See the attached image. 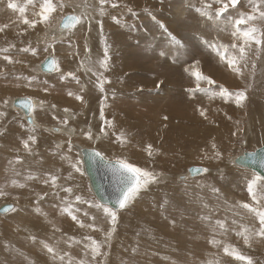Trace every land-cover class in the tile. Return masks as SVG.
I'll list each match as a JSON object with an SVG mask.
<instances>
[{"label":"rangeland","instance_id":"374dc122","mask_svg":"<svg viewBox=\"0 0 264 264\" xmlns=\"http://www.w3.org/2000/svg\"><path fill=\"white\" fill-rule=\"evenodd\" d=\"M9 2L0 0V27L4 28L0 32V112L4 113L0 115V191L5 193L0 196V204L8 202L16 208L0 213V264H69V260L78 264L79 251L74 255L78 243L77 250L83 246L81 264H246L226 255L225 246L235 247L241 255L250 257L252 264H264V246L251 244V234L260 228L252 220L255 218V225L259 224L258 217L242 207L247 203L264 210V179L254 185L257 203L249 195L248 183L259 174L242 166H226L237 154L264 144V43L259 48L254 42L245 46L243 59H236L239 72L230 69L214 47L228 46L229 58L240 55L243 37L231 35L232 22L240 14L253 13L258 0H240L224 18L213 20L197 11L211 3L212 8L206 10L214 13L222 5L213 0H106L103 6L100 0H53L64 7H57L48 23H37L35 28L23 24L21 14L7 8ZM11 2L25 7L24 15L29 20H39L42 0H33L32 4L26 0ZM260 10L264 11V4ZM77 11L79 24L70 28L75 30H62L67 34L56 38L57 22ZM251 26L264 33V19L257 18L241 28ZM233 43L236 49H232ZM105 47L106 69L100 65ZM25 48H36L37 55L23 51ZM48 55L56 56L59 71L44 75L37 66ZM4 56L11 57L12 63ZM193 72L211 78L215 84L203 79L198 82ZM62 74L67 79L60 78ZM31 77L35 79L29 85ZM98 77L110 81L104 84L103 92L97 87ZM197 84L201 91H192ZM221 87L230 93L244 92L246 99L237 105L234 96L220 94ZM21 94L39 102L32 109L34 124L25 120L20 109L9 107L11 98ZM77 96L82 99L77 100ZM102 106L104 118L113 121L114 128L101 119ZM201 110L204 116L199 115ZM233 120V124L228 123ZM49 125L65 131L49 130ZM102 126L107 135L100 131ZM214 127L221 130L220 135L233 134L221 138L215 147H206L214 157L208 155L204 162L195 161L187 141L189 131L206 132V141L209 129ZM88 131L92 133L91 140L83 134ZM159 131L167 132L173 140L162 139L157 144L154 138L155 142L147 141L145 146L141 143L142 134ZM30 136L35 137L34 143ZM118 136L124 137L129 148L117 140ZM26 140L30 150L24 148ZM77 143L97 148L108 159L141 166L155 176V181L142 187L125 208L115 210L114 225L107 216L98 217V213L105 215L102 209L90 207L94 219H89V225L94 227H84V232L67 213L53 208L43 210L38 204L35 194L56 172V186L68 188L70 164L79 160L84 200L89 197L109 207L91 191ZM148 145L152 146L151 155ZM47 152L62 154L64 160L57 165L41 163ZM35 164L38 170H32ZM191 165L202 166L207 172L178 179ZM248 172L255 177L245 176ZM53 188L51 182L44 186L47 191ZM76 192L80 190L71 193ZM66 203L65 208L71 204L74 214L82 217V211L75 212L82 203L71 197ZM12 214L28 220L21 225L11 223ZM218 222H223L224 227ZM89 240L100 245V254L95 258L91 242L87 246ZM29 241L30 249L22 254L18 242L24 247L23 243ZM83 243H88L87 247ZM45 244L55 250V257ZM6 246L7 251H2ZM60 256H64L63 261Z\"/></svg>","mask_w":264,"mask_h":264},{"label":"snow or ice","instance_id":"6c2138e0","mask_svg":"<svg viewBox=\"0 0 264 264\" xmlns=\"http://www.w3.org/2000/svg\"><path fill=\"white\" fill-rule=\"evenodd\" d=\"M213 2L218 3L222 6L219 8H216L214 10V13H213V12H209L206 10V9H211L212 4L206 3L204 5V9H197V11L200 12L201 16H205L209 20L224 18L225 13L228 12L229 8H233V9L237 8L238 4L240 3V0H213ZM250 2H251V0H250ZM26 3L32 4L33 0H26ZM105 3H106V0H100L101 6H103ZM261 4H264V0H258V2L253 5V13L247 14V15L240 14L239 17L235 18L234 21L232 22L233 31H232L231 35L233 37H238V36L243 37V43L239 46V49H238L241 59H243V57L245 56V46H250L251 43L254 42L255 45L259 48V46L262 43H264V33H259L258 29L256 27L251 26L248 28H241V25H247L250 21H254L257 18L264 19V11L260 10ZM111 6L117 7L118 5L112 4ZM57 7L63 8L64 5L62 3H60L59 5L54 4L53 0H42V2L40 3V12L37 13V15L39 16V20H36V19L29 20L24 15V13L26 11L25 7H18V5L16 3L11 2V0L7 4V8L12 9V10H17L21 14V17H23L22 23L28 25L30 28H35L37 23H48L50 21L51 14L57 11ZM101 15H103V7H101ZM113 19L115 20L116 18L114 17ZM78 22H79V17L69 16L64 21H62V27L67 28L70 26H74ZM161 27H163V25H161ZM2 31H4V28L0 27V32H2ZM214 47H215L217 54L220 56V59L223 61H226L227 65L230 69H232L233 71L239 72V68L235 67V65L237 63L236 57L233 55L229 58L228 46L218 45V46H214ZM231 47H232V49H236L237 44L233 43L231 45ZM4 51H6V49ZM23 51L31 52V54L33 56L37 55V49L36 48H25V49H23ZM44 51L47 52L48 48L46 47L44 49ZM3 59L8 61L9 63H12V59L9 56H4ZM46 59H47V63L44 64V67L47 70L59 71L58 62L54 58L49 56ZM107 59H108V52H107V47H105L104 60L100 61L101 67H103L105 69L107 68ZM197 63H198V61H197ZM253 67H255V65H253ZM67 75L72 76V73H68ZM94 75H95V73H94ZM192 75L195 76V78L198 82L203 79V80H206L209 84H215V81H213L211 78L203 77L202 74L199 72H193ZM61 78L64 79L66 77L62 74ZM73 78H75V77H73ZM34 79H35V77L28 78V84L31 85V83ZM105 83H110V81H107V80L102 79L100 77L97 78V87L99 88V90L101 92L104 91V84ZM157 87H159V84L157 85ZM44 90L47 91L46 88ZM192 91H194V92L195 91H201V89L199 88V84H197V88L192 90ZM219 91H220V94L222 96H227V97H233L234 96L235 102L237 105H239L244 99H246V95L244 92L230 93V92H228L227 89H224L223 87H221ZM69 95H72V93H69ZM76 99L81 100L82 97L77 96ZM105 99H106V97H105ZM225 102H227V101H225ZM4 103L7 104V101H5ZM21 103H22L23 107L28 108L29 111L32 110V105H31L30 100H28L26 102L21 101ZM65 111H68V110L65 109ZM0 115H4V113L0 112ZM200 115L204 116L205 112L203 110H201ZM101 119L104 120L105 125H107L109 127H113L112 122L108 121L104 118L103 106L101 107ZM64 123L66 124L67 120H65ZM100 131L102 133H104L105 135H107V133L105 132L104 126L101 127ZM83 134L89 140H91L93 138L91 131H88V132L83 133ZM29 140L34 143L35 137L30 136ZM117 140L120 143L125 142L123 136H118ZM151 147H152L151 145H148V154L149 155H151ZM213 147H215V145H213ZM24 148L30 150L28 140L24 141ZM69 150H71V142L70 141H69ZM92 156L102 158V153L99 151H95L92 153ZM79 163H80L79 160H77L75 163H73L72 167H73L75 172H78L81 175H83V172L79 166ZM116 170L120 173L121 183L125 185V187L121 191V195H120L119 199L116 202L118 204L119 208H121V209L126 207L129 200L131 198H134V196L140 191V189L142 187L146 186L150 182L155 181V176L153 175V173H151L147 170L141 169L138 166H134L133 164H131L125 160H122V159L116 161ZM190 171L199 174L201 172H207V169L193 168ZM57 179L58 178L56 176H50L49 180H46L45 183H49V181H50L52 186L55 187ZM261 179H264V177H260L258 175L255 179H253L252 181H250L248 183L249 195L252 197L253 201H256L257 203H258V201L256 199V192L254 190V185H256L257 180H261ZM13 183H15V181H13ZM21 187H22V185H21ZM63 190L69 194H71V192H72L71 188H65ZM3 195H5V193L0 191V196H3ZM75 201L78 203H87L89 205V207H95L98 209H102L103 212L105 213V215L108 218H110V221L112 222V224L113 225L115 224V222L117 220V215H116V211L114 209H112L110 207H105V206H103L99 203H95L93 201H84V200H82V198L80 196H75ZM242 207L245 209H248L249 212L254 213L258 217L260 228L256 234L264 237V210L254 208L250 204H247V203L243 204ZM3 211H5V212L15 211V209L13 208L12 205H8V206L3 208ZM64 211L71 217V219L73 221H76L81 227L85 226L83 224V222L80 221L78 219V217L74 214L71 204H69L68 207L64 209ZM75 211H79V209H76ZM85 215H87V213H85ZM218 223L220 224L221 228L224 227L223 222H218ZM88 227L91 228L94 226L88 225ZM238 234H242V233H238ZM212 243L216 244L217 242L212 241ZM245 243H247V237H245ZM91 246H92L93 258H95L96 255L100 254V252H99L100 245L95 240H92ZM44 247H46L47 251L49 253H52L54 257L56 256L55 250L52 247H50L46 244L44 245ZM224 253L226 255L232 256L236 260L245 261L246 264H252V260L250 257H246V256L241 255L239 253V251L235 248H230L229 246H225L224 247ZM64 255H67V253H65ZM59 259L61 261H63L64 256H60ZM69 264H71V260H69Z\"/></svg>","mask_w":264,"mask_h":264},{"label":"bare ground","instance_id":"6f19581e","mask_svg":"<svg viewBox=\"0 0 264 264\" xmlns=\"http://www.w3.org/2000/svg\"><path fill=\"white\" fill-rule=\"evenodd\" d=\"M89 4V3H88ZM143 4H144V2H143ZM90 5V4H89ZM192 6V5H191ZM247 8V7H246ZM251 9V8H250ZM121 12H123V11H121ZM73 13V12H72ZM76 16H78L79 17V14H78V11L76 12V13H74ZM60 21V20H59ZM78 24H79V22H78ZM78 24H75V27H76V25H78ZM119 26V25H118ZM73 27V26H72ZM71 27V28H72ZM75 27H74V29H72V31L70 30V28H68L69 30L68 31H71V32H73L74 30H75ZM62 30H67V29H61L60 27H59V22H57V27H55V29H54V33L56 34L55 35V37L56 38H59L61 35H65V34H67V32L68 31H62ZM116 30V29H115ZM124 30V29H123ZM117 32H118V30H117ZM52 33V32H51ZM70 33V32H69ZM79 35L80 34V32H78V33H75L74 35L76 36V35ZM71 38H73V37H71ZM204 43V42H203ZM249 47V46H248ZM169 48V47H168ZM171 49V48H170ZM250 49V48H249ZM256 51V50H255ZM101 52V51H100ZM166 52V51H165ZM153 53V52H152ZM64 54V53H63ZM167 55V54H166ZM54 57H55V60L58 62V60H57V58H56V56L55 55H53ZM236 57V59H241L240 58V55H236L235 56ZM135 60V59H134ZM43 61V60H42ZM41 61V62H42ZM243 61H245V60H243ZM40 62V63H41ZM40 63H39V65H40ZM246 63V62H245ZM39 65L37 66L38 67V69H39V71H40V73L41 72H43V71H41L40 70V68H39ZM117 66V65H116ZM61 70V69H60ZM38 71V70H37ZM56 72V71H55ZM46 73L48 74V73H50V72H43L42 74H44V75H46ZM61 73V72H60ZM53 75V74H52ZM233 75H236V73H233ZM49 78H51V77H49ZM61 78V77H60ZM131 78V77H130ZM67 79V78H66ZM141 79V78H140ZM62 80V79H61ZM131 80V79H130ZM143 80V79H142ZM166 80V79H165ZM45 81H46V79H45ZM166 82V81H165ZM168 82V81H167ZM154 83H152V85H153ZM164 86V85H163ZM168 86V85H167ZM123 87V86H122ZM169 89V88H168ZM49 90H51V89H49ZM163 90H167V89H163ZM170 91V90H169ZM164 93V92H163ZM122 94V93H121ZM168 94H171V91L168 93ZM21 95H23V94H21ZM21 95H17V96H14V97H12L11 98V104H9V105H11V106H9V107H12L13 109H14V107L15 108H17V109H20V108H18V107H16V106H14L13 105V99L15 98V97H18V96H21ZM123 95V94H122ZM32 98V97H31ZM171 98V97H170ZM33 99V107L34 106H36V104L38 103V101H36L34 98H32ZM68 101V100H67ZM232 104V103H231ZM38 105V104H37ZM33 109V108H32ZM21 110V109H20ZM18 110L19 111V113L20 114H22V116H24V113H23V111L21 110ZM175 111V110H174ZM51 115V114H50ZM200 115V114H199ZM33 112L31 111V117H32V122L31 123H33L34 124V120H33ZM221 116V115H220ZM224 116V115H223ZM108 117V116H107ZM197 117V116H196ZM217 117H219V116H217ZM25 118V117H24ZM184 119V118H183ZM219 119H220V117H219ZM228 119V118H227ZM214 120L215 121H217V119L216 118H214ZM224 120H225V118H224ZM232 120V119H231ZM211 121V120H210ZM215 121H213V122H215ZM220 121V120H219ZM218 121V122H219ZM112 122V125H114V123H113V121H111ZM117 123L118 124H120L121 123V121H117ZM123 123V122H122ZM220 123V122H219ZM221 123H222V121H221ZM229 124H233L234 123V120L233 121H230V122H228ZM125 124V123H124ZM41 125V124H40ZM127 125V124H126ZM42 126V125H41ZM213 126V125H212ZM217 126V125H216ZM44 127V126H43ZM54 127L55 126H47V128L49 129V130H52V131H60V132H63V131H65L63 128H61L60 126L58 127V126H56V129H54ZM80 127V126H79ZM117 127V126H116ZM113 128H114V126H113ZM120 128H122V127H120ZM119 130V129H118ZM226 131V130H225ZM190 133H188V137H187V141H188V144H189V147H191L192 149H191V157H193L192 159H194L195 161H197V162H204L205 160H206V158H208V155H212L213 157H214V153L213 152H211V149H210V153H207L206 152V147L208 146V149L209 148H211V147H213V145L214 144H216V143H218V142H221L222 140H221V138H229V137H231V135L233 134H228V133H226L225 135H220V134H222V132H221V130L220 129H218V128H215L214 127V129H209V131H208V133H207V136H206V141H204V136H205V133L206 132H204V133H202V132H200V131H198V130H194V131H189ZM66 133L67 134H69V131L68 130H66ZM125 133V132H124ZM225 133V132H224ZM149 135H152V138L151 137H148ZM16 137V136H15ZM168 137V138H167ZM154 138H156V141H157V144L159 143V142H161L160 140H164L165 142H168V141H172L173 139H172V137L170 136V135H168V133L167 132H161V131H159V132H154V134H149V133H146V134H142V137H141V139H142V141H141V143H143V145L145 146L146 145V142L148 141V142H151V141H154ZM56 141V140H55ZM155 142V141H154ZM224 144V143H223ZM226 144V146H225V148H227V144L228 143H225ZM124 145H125V147L126 148H129V146H128V143H127V141H125L124 142ZM176 145H177V143H176ZM223 146V145H222ZM41 147V146H40ZM76 147H77V149H78V152H79V150H80V147H88V146H85V145H82V143L81 144H79V143H77V145H76ZM93 148H95V147H93ZM224 148V149H225ZM95 149H97V148H95ZM116 149V148H115ZM147 149V148H146ZM159 149H161V148H159ZM173 149V148H172ZM223 149V150H224ZM122 150V149H121ZM119 152V151H118ZM121 152V151H120ZM59 153V152H58ZM146 152H144V154H145ZM37 155V154H36ZM35 155V156H36ZM47 157H44V159L41 161V163L42 162H48V163H52L53 165H57L56 163H59L60 161H62V160H64V155H62V154H58V155H54L53 153H50V152H47ZM145 156H146V154H145ZM153 156V155H152ZM79 157L81 158V155H80V152H79ZM144 157V156H143ZM147 157V156H146ZM145 157V158H146ZM77 158V157H76ZM150 158L151 157H147V159H149L150 160ZM211 159V158H210ZM82 161V160H81ZM30 165L32 164V163H29ZM63 164V163H62ZM82 165H83V163H81ZM153 164V163H152ZM228 164L229 165H226V166H230L231 168H234V166L233 165H235L236 166V164H234V162H232V163H230V160L228 161ZM233 164V165H232ZM34 165V164H33ZM72 163L70 164V168H69V171H71V182H69V183H67L66 184V186L68 187V188H71L72 190H76V189H79L80 190V192H76V193H71V194H69V193H67V192H65L63 189H65V187L64 186H60L59 188L57 187V186H55L54 188H53V190H51V191H47L46 189H44V186L45 185H48L49 183H44V184H42L41 186H40V193H36L35 194V196L36 197H38V204H39V206L43 209V210H48V208H53V209H55L56 211H61V213H63V212H65L64 211V209H65V207H64V205L65 204H67L66 203V199L68 198V200H70V197L75 201V196H80L81 198H82V200H84V198H83V194L82 193H84L85 194V190L82 188L83 186H81L80 185V179L81 178H79V176L78 175H80L79 173L77 174V172H75L74 171V169H73V167H72ZM142 165V164H141ZM38 166H39V164H38ZM44 166V165H43ZM59 166V165H58ZM62 168H63V165H60ZM143 166V165H142ZM158 166H160V168H162V165H158ZM164 166V165H163ZM237 166H239V165H237ZM51 167V166H50ZM241 167V166H240ZM41 168V167H40ZM55 168V167H54ZM140 168L142 169V167L140 166ZM145 168V167H144ZM149 168V167H148ZM151 168V167H150ZM164 168H166V166L164 167ZM39 168H37L36 167V164H35V167H32V170H38ZM53 169V168H52ZM57 169V168H56ZM146 169V168H145ZM58 170V169H57ZM84 170V169H83ZM232 170H234V169H232ZM27 171H28V169H27ZM68 171V172H69ZM21 172H23V171H21ZM51 172H52V170H51ZM74 172H75V174H74ZM185 172V171H184ZM186 172H187V170H186ZM185 172V173H186ZM24 173H26V172H24ZM204 173V172H203ZM202 173V174H203ZM241 174H243L242 173V171L240 172ZM57 174H58V172H56V177H57ZM25 175V174H24ZM43 176V175H42ZM53 176V175H52ZM198 176V175H197ZM245 176H248V177H255V176H253L252 174H249V172H248V175H245ZM195 177V176H194ZM178 178V177H177ZM187 178H193V177H186L185 179H187ZM179 179V178H178ZM180 180H183V179H180ZM83 181V180H82ZM50 182V181H49ZM25 184V183H24ZM19 191V190H18ZM22 191V190H21ZM25 191V190H24ZM148 194H150L149 192H148ZM70 195V196H69ZM86 195V194H85ZM225 195V194H224ZM40 196V197H39ZM227 197V196H226ZM231 197V196H230ZM84 201H91V199L89 198V197H87V200H84ZM81 204V203H80ZM14 208H16V207H14ZM80 208L81 209H79V211H75V212H81L82 211V217L80 218V217H78V219L80 220V221H82L83 222V224L85 225L84 227H86L88 230H90V227H88V225H89V223L91 222V221H89V219H93V213L91 212V209H90V207H89V205L87 204V203H82L81 204V206H80ZM138 210V209H137ZM66 213V212H65ZM85 213H87V215H85ZM15 215H16V213H14ZM14 214H12V216H13V218L10 220V222L11 223H18V224H24V222L26 221V220H28V219H22V217H20L19 215L18 216H14ZM81 214V213H80ZM139 216V215H138ZM98 217L99 218H106V215H103V214H99L98 213ZM132 218V217H131ZM138 218V217H137ZM127 220V219H126ZM138 220V219H137ZM254 220H255V218H253V220H252V224L254 225V226H259V224H257L256 223V225H255V223H254ZM134 224H135V222H134ZM198 224V223H197ZM80 226V225H79ZM196 226V225H195ZM199 226V225H198ZM84 227H82V230L85 232L86 231V229L84 228ZM126 228V227H125ZM12 229H14L15 230V228H12ZM127 229V228H126ZM135 229V228H134ZM122 231V230H121ZM257 233V232H256ZM256 233H252L251 234V236L253 237L252 238V240H251V244L253 243L254 245H258V247H259V245H261V246H264V237H262V236H259V235H257ZM84 240V239H83ZM82 241V240H81ZM90 240H89V244L87 245V246H89L90 245ZM239 242V241H238ZM14 242H12L11 244L13 245V247H14V244H13ZM80 243H82V242H80ZM259 243V244H258ZM79 244V243H78ZM77 244V245H78ZM85 243H83L82 245H84ZM142 244V243H141ZM18 245H20V249L22 250V254H24V252H26V251H28L29 249H30V247H31V242L29 241V243L28 242H24L23 243V246L24 247H22V245H21V243L20 242H18ZM75 246V251H74V255L75 254H77L78 253V251H79V256L77 257L78 258V260H77V263L78 264H81L82 262L81 261H83L84 259V256L82 255V251H81V248L83 249V246H80L81 248H80V250H77V247L78 246ZM86 245H84L85 247H87ZM235 245H237V243L235 244ZM248 245V244H247ZM4 246V245H3ZM253 246V245H252ZM243 248H244V246H242ZM257 247V246H256ZM255 247V248H256ZM7 248H8V246H6V247H3L2 249V251H4V252H6L7 251ZM235 248V247H234ZM79 249V248H78ZM247 249H251V248H247ZM85 250H86V248H85ZM254 251V250H253ZM155 252V251H154ZM91 253H92V251H91ZM90 253V254H91ZM251 253H252V250H251ZM260 254V253H259ZM88 255V254H87ZM263 255V254H262ZM89 257L91 258V256L89 255ZM229 257H230V255H229ZM263 257H264V255H263ZM89 258V259H90ZM228 258V257H227ZM229 260V259H228ZM233 260V259H232ZM90 261L91 260H88L87 262H89L90 263ZM231 262V261H230ZM239 262V261H238ZM236 263H237V261H236ZM231 264H232V262H231ZM238 264V263H237ZM241 264V263H240ZM244 264V263H243Z\"/></svg>","mask_w":264,"mask_h":264},{"label":"water","instance_id":"95a60500","mask_svg":"<svg viewBox=\"0 0 264 264\" xmlns=\"http://www.w3.org/2000/svg\"><path fill=\"white\" fill-rule=\"evenodd\" d=\"M69 16H76L74 13H68L64 15L59 21V27L61 29H68L70 27H62V21H64ZM77 17V16H76ZM49 56L55 59L53 55L46 56L43 61L40 63L39 68L43 72H53L49 71L44 67V64L47 63ZM31 101L33 108V99L30 96H18L13 99V105L20 108L23 113L25 120L29 123L32 122L31 111L28 108L23 107L21 101ZM56 129V127H54ZM99 151L93 147H80V155L83 163V169L87 176L88 183L91 191L93 192L96 199L103 203L104 205L109 206L110 208L117 210L119 209L118 204L116 203L121 195V191L125 187L121 183L120 173L116 170V161L113 159H108L102 155L100 157H93L92 153ZM100 152V151H99ZM233 162L236 165L248 168L260 176L264 177V144L256 147L254 150L243 151L233 157ZM193 168L204 169L199 165H191L186 170L187 172L179 174L177 177L179 179H185L186 177H194L202 174L203 172L197 174L191 172ZM12 205V203H1L0 204V213H5L3 208Z\"/></svg>","mask_w":264,"mask_h":264},{"label":"crops","instance_id":"0c3cea01","mask_svg":"<svg viewBox=\"0 0 264 264\" xmlns=\"http://www.w3.org/2000/svg\"><path fill=\"white\" fill-rule=\"evenodd\" d=\"M21 96H24V95H21ZM26 96H28V95H26ZM39 103V102H38Z\"/></svg>","mask_w":264,"mask_h":264}]
</instances>
